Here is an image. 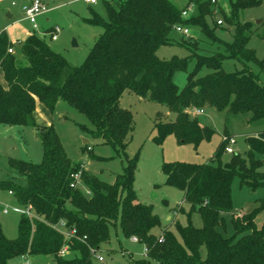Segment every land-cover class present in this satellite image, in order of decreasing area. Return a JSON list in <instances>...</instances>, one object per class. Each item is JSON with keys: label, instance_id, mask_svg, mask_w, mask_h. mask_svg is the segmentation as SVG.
Returning a JSON list of instances; mask_svg holds the SVG:
<instances>
[{"label": "trees", "instance_id": "1", "mask_svg": "<svg viewBox=\"0 0 264 264\" xmlns=\"http://www.w3.org/2000/svg\"><path fill=\"white\" fill-rule=\"evenodd\" d=\"M102 1L105 18L91 11L83 19L87 25L100 27L102 33L78 67L70 66L36 34L15 45L5 31L0 32V70L5 83L0 85V126L30 127L43 151L39 164L8 161L24 183L0 181V190L11 194L16 207L30 206L35 216H21L15 239H8L0 225V264L29 255L49 256L52 264H93L116 226L125 239L144 246L146 264H264V222L257 229L252 213L235 215L231 198L235 178L251 189L264 186V131L246 139V157L233 155L224 165L164 163L165 183L183 193L182 204L188 208L185 212L179 205L177 214L184 212L189 221L182 226L170 220L161 228L152 206L140 202L133 190L137 156L129 158L126 151L134 120L130 111L119 106L125 92L163 105L174 119L162 121L158 114L154 142L161 144L173 135L178 143L194 148L209 141L214 131L191 119L189 111L213 108L249 114L254 122L263 120L264 82L247 65H256L264 74V57L257 60L247 46L254 24L239 20L241 11L259 6L261 0H226L227 12L219 0H185L182 9L171 0ZM190 5L193 11L182 18V10ZM223 25L234 28L231 43L215 34ZM175 26L198 28L208 44L222 52L199 54V41L189 37L176 42L188 50L187 57L158 58L160 47L174 44L170 33ZM225 59L237 60L244 68L226 73L222 69ZM189 61H194V69L179 89L173 76L185 73ZM58 101L84 115L90 126L79 125L82 132L123 156L125 166L113 183L73 163L52 124L37 121V103L53 113ZM88 147L85 144L82 151ZM223 150L222 140L217 160ZM78 171L79 185L71 188V175ZM194 213L201 217L200 228L190 223ZM226 215L231 217V236L224 234ZM155 229H160L159 235L153 233ZM68 231H72L69 239L64 235ZM64 247L69 258L60 254Z\"/></svg>", "mask_w": 264, "mask_h": 264}, {"label": "rangeland", "instance_id": "2", "mask_svg": "<svg viewBox=\"0 0 264 264\" xmlns=\"http://www.w3.org/2000/svg\"><path fill=\"white\" fill-rule=\"evenodd\" d=\"M49 4L50 12L38 18L37 22L46 28L58 27L60 33L55 42L45 37L48 47L57 54H60L72 67H78L85 61L94 40L102 33V29L97 26H90L83 22V19L90 16V12H95L105 18L103 1L99 0L95 5L89 6L83 0H43ZM176 6L182 7L184 0H171ZM11 3L14 6H11ZM24 0H1L0 1V31L7 26L27 29L28 25L22 21L24 14L21 10ZM219 6L224 11H228L226 0H219ZM8 14L12 17L9 19ZM220 19V17H218ZM241 22H251L253 34L248 41V48L254 50L257 60L264 57V0L259 6L246 9L240 12ZM262 21V22H261ZM260 22V23H259ZM190 38L199 41L198 53L202 55H213L222 52L216 45H209L208 40L201 34L198 28H190ZM216 36L226 42L231 43L234 35V28L223 25L216 29ZM170 38L173 45L162 46L157 51L160 59L168 60L172 57L185 58L188 50L176 45L183 38L172 31ZM76 46H72V42ZM17 45V43H14ZM194 61H189L186 72H178L173 76L174 84L183 88L187 73L194 69ZM248 69L253 74H258L261 82H264V74L254 64H248ZM244 65L233 59H225L222 62V69L226 73L238 72ZM203 70L200 74H204ZM122 109L131 112L134 120V131L131 135L127 156L132 158L137 156L136 171L133 179V190L138 200L151 205L153 212L161 222V228L169 225L170 220L178 221L182 226L187 225L188 218L185 213L177 214L179 205L185 212L187 206L183 203V193L175 187L165 183V175L161 168L164 163H189V164H211L216 166L219 162L224 165L231 161L233 155L246 157L248 147L246 139L253 137L264 131V119L254 122L250 120L249 114H230L219 112L213 108H205L202 113L189 111L191 119H196L200 125L211 127L214 131L209 141H202L194 148L191 144L178 143L173 135H168L161 144L154 142L156 134L153 128L154 121L158 114L162 121L174 119L173 114H169L163 105L150 102L147 99H140L136 95L125 92L119 102ZM46 122L52 124L58 134L63 149L67 157L73 163H80L83 170L99 180L111 184L115 177L121 174L125 166V160L121 154L109 145L102 144L101 140L93 139L79 129V125L89 127V123L84 115L78 113L66 102L58 101L54 112L50 113L41 105ZM232 137L234 144L231 147L232 154L221 152L219 159L215 158L222 140ZM83 139L89 141L91 151H82L84 147ZM225 141V147H226ZM43 151L40 142L36 139L30 127H6L0 126V181L13 180L24 183V179L16 171L8 167L9 160H23L34 164L42 161ZM11 195V194H10ZM231 198L233 212L235 215L253 214L254 223L257 229L261 228L264 222V186L254 189L248 186H241L239 180L235 178L231 186ZM15 202L7 192L0 190V225L8 239H15L18 234V222L22 214L12 210ZM7 208V213L3 209ZM176 215L173 216V213ZM231 217L224 218L225 235H232ZM190 223L200 228L202 226L201 217L191 214ZM159 235L160 229L153 231ZM144 246L130 239H125L118 226L110 229L109 242L102 245L98 257L103 262L96 259L93 264H146L144 261ZM67 258L70 255H66ZM8 264H52L51 257L29 255L18 257L9 261Z\"/></svg>", "mask_w": 264, "mask_h": 264}, {"label": "built area", "instance_id": "3", "mask_svg": "<svg viewBox=\"0 0 264 264\" xmlns=\"http://www.w3.org/2000/svg\"><path fill=\"white\" fill-rule=\"evenodd\" d=\"M99 0H83V2L87 5H95ZM111 1V0H108ZM215 1L212 0V3H214ZM22 11L24 14V18L25 20L32 26L33 30H36V19L38 16L45 14L48 11V7L47 5L42 1V0H29L28 3L26 5H24L22 7ZM193 11V7L192 5L188 6L186 9H183L181 12V17L186 19L187 17H189L190 13ZM218 25H221V21H217ZM173 30L178 33L179 35H181L183 38H189L190 37V32H189V28L183 27V26H175L173 28ZM60 33V29L58 27H54L52 29V31L50 32V39L52 41H56L58 34ZM8 53H12V49L8 50ZM196 113H202V111H195ZM223 141H226V147H225V152L232 154L233 150L231 149L230 146H232L235 142L232 139V137H229L228 139H223ZM87 151H91V148L88 147ZM80 178H81V172L78 171L76 173H73L71 175V184L70 187L71 188H77L80 182ZM86 194H88V192H86ZM12 210L16 213H20L22 215H24L25 217H27L28 219H33L35 218L34 214L32 213V209L30 206H28L27 208H12ZM3 213H7V208L3 209ZM176 215V212L173 213V216ZM63 223L60 224V226H62ZM58 229V228H56ZM64 235L66 238H71L72 237V231H68V232H64ZM134 242H136L135 239H132ZM61 256H66L69 254L67 247H64L61 252H60ZM145 254V251H144ZM96 260L98 262H103L101 257H96Z\"/></svg>", "mask_w": 264, "mask_h": 264}, {"label": "crops", "instance_id": "4", "mask_svg": "<svg viewBox=\"0 0 264 264\" xmlns=\"http://www.w3.org/2000/svg\"><path fill=\"white\" fill-rule=\"evenodd\" d=\"M1 1V0H0ZM28 1L29 0H24V4H23V6L24 5H26L27 3H28ZM43 1V0H42ZM44 2V1H43ZM46 5H47V7H48V11L45 13V14H42V15H40V16H38L37 17V19H36V30H33V28H32V26L25 20V18H23V20L22 21H24L27 25H28V27H27V29H24V28H17L16 26L15 27H13V25H10V26H7V28H5V30H1L0 32H2V31H5L6 32V34H7V36H8V39L12 42V43H20V42H22V41H24L27 37H29L31 34H36V35H38L39 37H42V38H44L45 39V37H47L50 41H52L51 39H50V32L52 31V29L54 28V27H44L41 23H40V26L38 25V22H37V20H38V18L39 17H41V16H45V15H47L49 12H50V8H49V4L48 3H46V2H44ZM173 3V2H172ZM174 4V3H173ZM175 5V4H174ZM11 6H14V4L13 3H11ZM22 6V7H23ZM89 6H92V5H89ZM176 6V5H175ZM185 6V0H184V2H183V6L182 7H178V6H176V7H178V8H183ZM21 10H22V8H21ZM23 12V11H22ZM12 16L10 15V14H8V18L10 19ZM56 27V26H55ZM59 35V34H58ZM57 39H58V37H57ZM57 41V40H56ZM52 42H55V41H52ZM0 85H2V86H4L5 85V83H4V79H3V73H2V71L0 70ZM35 113H36V119H37V121L39 122V123H42V124H46V125H50L48 122H46V118H44V114H43V111H42V108H41V104L40 103H37L36 104V111H35ZM82 141H85V142H83L84 144H88L89 143V141L87 140V139H83ZM8 195L9 196H11L9 193H8ZM170 217H167L166 218V220L167 221H170ZM130 240H132V239H130ZM133 241V240H132ZM102 263V262H101Z\"/></svg>", "mask_w": 264, "mask_h": 264}, {"label": "water", "instance_id": "5", "mask_svg": "<svg viewBox=\"0 0 264 264\" xmlns=\"http://www.w3.org/2000/svg\"><path fill=\"white\" fill-rule=\"evenodd\" d=\"M261 22H262V21H261ZM259 23H260V22H259ZM72 46H74V47L76 46V43H75L74 41L72 42ZM83 142H85V141H83Z\"/></svg>", "mask_w": 264, "mask_h": 264}]
</instances>
